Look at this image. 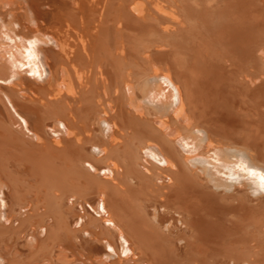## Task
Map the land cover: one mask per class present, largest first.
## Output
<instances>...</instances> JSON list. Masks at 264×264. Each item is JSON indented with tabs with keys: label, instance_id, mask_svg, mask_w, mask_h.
<instances>
[{
	"label": "bare ground",
	"instance_id": "6f19581e",
	"mask_svg": "<svg viewBox=\"0 0 264 264\" xmlns=\"http://www.w3.org/2000/svg\"><path fill=\"white\" fill-rule=\"evenodd\" d=\"M0 264H264V0H0Z\"/></svg>",
	"mask_w": 264,
	"mask_h": 264
}]
</instances>
